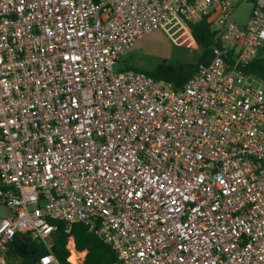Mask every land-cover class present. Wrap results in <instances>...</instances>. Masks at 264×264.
Returning a JSON list of instances; mask_svg holds the SVG:
<instances>
[{
    "label": "built area",
    "instance_id": "2783aa9c",
    "mask_svg": "<svg viewBox=\"0 0 264 264\" xmlns=\"http://www.w3.org/2000/svg\"><path fill=\"white\" fill-rule=\"evenodd\" d=\"M0 0V259L17 233L84 264L86 226L114 264H264V0ZM212 16L223 48L176 89L115 67L145 35L194 43ZM73 258V259H72ZM5 264V261H4Z\"/></svg>",
    "mask_w": 264,
    "mask_h": 264
},
{
    "label": "trees",
    "instance_id": "16d2710c",
    "mask_svg": "<svg viewBox=\"0 0 264 264\" xmlns=\"http://www.w3.org/2000/svg\"><path fill=\"white\" fill-rule=\"evenodd\" d=\"M251 2L255 3L256 0H251ZM191 29L194 44L203 49V54L196 64L176 67L162 65L156 71L146 73L155 78L167 80L176 89H180L196 74L200 64L210 62L215 48L224 47L225 44L220 38V29L215 26L211 15L205 16L197 24H192ZM126 69L133 68L125 67L122 70ZM244 71L264 81V55L257 58ZM56 225L57 230L52 235L54 242L52 253L60 264H71L67 260L70 255L67 249L70 235L65 233L62 224L56 223ZM71 236L75 239L77 250L87 252L84 264H114L116 262V254L111 246L102 241L95 233L89 231L86 226L74 225ZM47 253L48 250L42 243L32 239L29 234L19 232L13 241L6 246L0 264H4V261L5 264H38L40 258Z\"/></svg>",
    "mask_w": 264,
    "mask_h": 264
},
{
    "label": "rangeland",
    "instance_id": "374dc122",
    "mask_svg": "<svg viewBox=\"0 0 264 264\" xmlns=\"http://www.w3.org/2000/svg\"><path fill=\"white\" fill-rule=\"evenodd\" d=\"M233 21L241 26L249 21L253 10L251 0H231ZM247 26V25H246ZM203 54V49L190 43V36L182 33L172 39L163 30H155L145 35L124 56L115 67L120 71L125 67L144 72L156 71L160 66H179L196 64ZM8 209L0 203V219L8 217Z\"/></svg>",
    "mask_w": 264,
    "mask_h": 264
},
{
    "label": "crops",
    "instance_id": "0c3cea01",
    "mask_svg": "<svg viewBox=\"0 0 264 264\" xmlns=\"http://www.w3.org/2000/svg\"><path fill=\"white\" fill-rule=\"evenodd\" d=\"M250 17H251V16H250ZM249 21H250V18H249ZM249 21L247 22V24L249 23ZM247 24H246V25H247ZM246 25H243V26H246ZM86 254H87V252H86Z\"/></svg>",
    "mask_w": 264,
    "mask_h": 264
},
{
    "label": "bare ground",
    "instance_id": "6f19581e",
    "mask_svg": "<svg viewBox=\"0 0 264 264\" xmlns=\"http://www.w3.org/2000/svg\"><path fill=\"white\" fill-rule=\"evenodd\" d=\"M73 259V258H72Z\"/></svg>",
    "mask_w": 264,
    "mask_h": 264
}]
</instances>
